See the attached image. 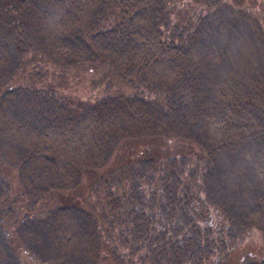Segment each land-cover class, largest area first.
Returning a JSON list of instances; mask_svg holds the SVG:
<instances>
[{"label":"trees","instance_id":"trees-1","mask_svg":"<svg viewBox=\"0 0 264 264\" xmlns=\"http://www.w3.org/2000/svg\"><path fill=\"white\" fill-rule=\"evenodd\" d=\"M248 2L226 4L229 15ZM202 3L205 13L177 7L176 0H0V156L17 166L25 192L70 187L81 167L103 163L114 134H165L154 154L126 163L133 170L128 181L116 176L102 184L93 197L100 222H87L92 213L83 203H61L38 210L36 223L21 225L19 234L46 235L65 255H82L84 264H241L255 233L264 243V137L256 144L244 136L255 116L236 104L231 73L211 78L215 102L192 103L183 88L204 59L201 26L215 33L209 15L225 9L218 0ZM21 37H36L59 63L108 61L126 77L158 87L164 102L125 95L95 99L78 111L59 106L40 123L21 117L10 83V47H19ZM244 162L256 190L246 192L240 212L230 202L238 199V183L227 199L221 169L239 173ZM7 258L0 238V260Z\"/></svg>","mask_w":264,"mask_h":264},{"label":"rangeland","instance_id":"rangeland-1","mask_svg":"<svg viewBox=\"0 0 264 264\" xmlns=\"http://www.w3.org/2000/svg\"><path fill=\"white\" fill-rule=\"evenodd\" d=\"M205 1L209 3L212 0H193L192 4H186L188 0H176V6L187 5L192 10L200 7L202 13H205L206 6L202 3ZM245 1H249V4L242 6L246 10L231 11L229 15L226 4ZM218 3L225 9H217L209 15L210 25L218 30L214 33L204 25L201 26L204 59L197 69L182 80L183 88L192 103H199L206 97L215 102L217 98L212 92L211 78L221 72L231 73L236 104L251 111L257 121L256 126L252 127V133L244 136L247 141L257 144L258 138L264 137V0H218ZM227 19H230V23L232 20L231 27ZM227 27L228 32L221 30ZM19 39V47H10V65L14 68L10 83L17 88L13 96L14 109L21 117L40 123L44 117L56 113L59 106L78 111L95 99L125 95H140L151 103L164 102L162 95L155 93L158 87L126 77L108 61L90 56L82 62L59 63L47 57L36 37ZM181 108L184 112V106ZM176 111L181 112V109ZM164 135L163 132L146 136L114 134L108 141L101 165L81 167L70 187H52L42 195L25 192L17 175V166L0 156V238L6 242L8 253V258L0 260V264H29L26 257L29 253L39 258L41 264H64L67 259L84 264L82 255L67 256L48 236H25L19 234L18 227L35 224L36 217L41 215L38 210L61 203H83L92 213L89 218L86 216L87 222H100L98 205L95 206L97 197H93L99 196L102 184H108L110 178L116 176L121 182L128 181L133 170H129L126 163L154 154L164 144L161 140ZM187 137L190 138L189 135ZM244 146L241 144L239 148ZM247 165L244 162L239 173L230 172L231 167L221 169L227 186V199L234 196H230V191L233 184L238 183L239 194H235L238 199L234 197L236 200L230 199V202L240 212L247 208L244 201L246 192L251 194L256 190V185L253 189L248 185L252 174ZM253 240L254 247L242 251L239 258L241 264H264V243L260 234L255 233Z\"/></svg>","mask_w":264,"mask_h":264}]
</instances>
